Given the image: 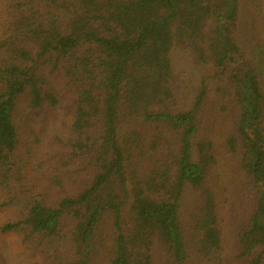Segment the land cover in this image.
Instances as JSON below:
<instances>
[{
  "label": "trees",
  "instance_id": "1",
  "mask_svg": "<svg viewBox=\"0 0 264 264\" xmlns=\"http://www.w3.org/2000/svg\"><path fill=\"white\" fill-rule=\"evenodd\" d=\"M260 49L264 0H0V234L47 264H264ZM222 156L255 192L230 262Z\"/></svg>",
  "mask_w": 264,
  "mask_h": 264
},
{
  "label": "rangeland",
  "instance_id": "2",
  "mask_svg": "<svg viewBox=\"0 0 264 264\" xmlns=\"http://www.w3.org/2000/svg\"><path fill=\"white\" fill-rule=\"evenodd\" d=\"M256 37L257 35L253 38V45L255 42L258 44L261 39L260 36L257 39ZM256 56L264 61L263 49H260ZM178 64L181 67V72L184 73V82L187 84V80H191L190 76L194 74L193 70L183 56H178ZM229 119L226 118V120ZM44 120L45 118L42 117L40 122L44 124ZM210 120L212 118L204 119V122L208 124ZM230 121L224 125L227 131L230 129ZM209 124L213 126L214 120L209 122ZM36 125L34 124L36 130L40 131V126ZM220 158H222V164L217 166L213 177L221 188V199L224 196L228 197V204L226 203L225 205L229 206V209L227 211L224 210V214L227 218L225 238L231 255L230 262L236 252L235 245L238 233L247 224L248 216L254 208L255 192L250 179L247 178L246 172L244 173L242 167H240L242 171L239 168L237 158L229 156H222ZM222 207L224 206L222 205ZM8 216V213L0 212V225L8 219ZM44 260L40 252L29 250L22 244V236L20 234H0V264H47Z\"/></svg>",
  "mask_w": 264,
  "mask_h": 264
}]
</instances>
